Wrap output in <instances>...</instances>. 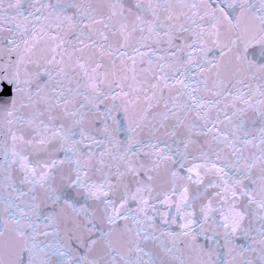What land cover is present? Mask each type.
<instances>
[{
    "label": "snow or ice",
    "instance_id": "obj_1",
    "mask_svg": "<svg viewBox=\"0 0 264 264\" xmlns=\"http://www.w3.org/2000/svg\"><path fill=\"white\" fill-rule=\"evenodd\" d=\"M0 264H264V0H0Z\"/></svg>",
    "mask_w": 264,
    "mask_h": 264
}]
</instances>
